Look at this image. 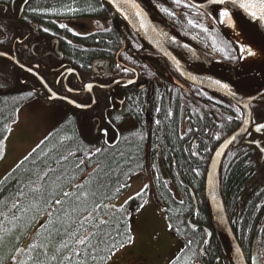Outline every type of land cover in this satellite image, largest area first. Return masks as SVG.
Here are the masks:
<instances>
[{
	"label": "flooded vegetation",
	"instance_id": "1",
	"mask_svg": "<svg viewBox=\"0 0 264 264\" xmlns=\"http://www.w3.org/2000/svg\"><path fill=\"white\" fill-rule=\"evenodd\" d=\"M136 1L160 28L161 39L146 40L102 0H72L57 12L34 10L31 0H0V53H4L0 55V99L56 104L65 113L55 127L62 129L65 142L73 143L64 133L71 123L72 132L89 148H141L138 160L145 168L133 183L148 175L151 185L162 180L170 188L177 182L186 189L187 172L170 150L169 124L175 126L178 144L193 164L203 148L216 149L242 122L234 103L193 84L195 77L211 72L233 88H253L262 76L240 71L243 45L218 22L222 9L215 3L210 2L204 12L183 7L192 4L188 0L181 5L175 0ZM189 20L207 31L193 27ZM196 64L201 69H193ZM250 106L252 126L263 122L264 95ZM232 121L237 126L231 127ZM259 132L251 128L227 153L240 146L255 149L263 178L259 150L245 143L258 138L264 148V130ZM198 213L196 207L188 217L199 228L197 218H191Z\"/></svg>",
	"mask_w": 264,
	"mask_h": 264
},
{
	"label": "trees",
	"instance_id": "2",
	"mask_svg": "<svg viewBox=\"0 0 264 264\" xmlns=\"http://www.w3.org/2000/svg\"><path fill=\"white\" fill-rule=\"evenodd\" d=\"M71 2L31 0L30 4L39 12H57ZM25 102L17 98L0 99V144ZM232 123L235 122H231V127L237 126ZM72 130L71 123L64 128V133L73 139L69 143L61 140L60 127L53 129L0 180V264L43 261L46 264H107L115 252L130 244L134 216L129 205L143 201L146 193H141L142 199L138 194L123 204L119 200L132 186L139 170L145 168L138 160L142 149L99 148L97 151L98 148L87 147ZM167 130L170 150L187 172L183 180L186 189L177 182L175 188H170L168 182L153 181V203L163 212L169 229L182 240L181 250L168 264H230L224 241L213 229L204 196L206 168L214 147L203 148L204 153L191 164L186 151L178 144L175 126L169 124ZM192 167L198 170L193 171ZM262 176L255 149L240 146L225 156L220 175L222 197L233 232L249 264L261 220L258 249L264 264ZM192 195L199 213L191 218H197L195 222L199 226L212 229L209 243L204 244L205 233L201 227L193 231L186 224V218L194 210Z\"/></svg>",
	"mask_w": 264,
	"mask_h": 264
},
{
	"label": "water",
	"instance_id": "3",
	"mask_svg": "<svg viewBox=\"0 0 264 264\" xmlns=\"http://www.w3.org/2000/svg\"><path fill=\"white\" fill-rule=\"evenodd\" d=\"M104 4H110L114 10H116L128 23V25L136 32H138L143 38H152L153 40L161 39L163 36L159 31L157 24L153 23L149 15L143 10L136 0H102ZM192 4L204 5L200 9L207 12L206 6L210 4V0H188ZM240 0H237V4L233 6L227 3L235 14L241 18V20L247 24L252 25L259 35L264 40V20L259 19V13L257 18H253L248 11L239 7ZM225 4H216V7L224 9ZM138 13H140L138 15ZM143 25V26H142ZM250 70L253 76H262V72H255ZM246 71V70H245ZM196 81L193 84L198 87L210 91L212 93L218 94L225 97L232 103H234L240 110L242 114V122L240 127L226 137L214 150L209 160L204 183V196L205 201L209 209V213L212 220L213 229L217 234L221 236L224 241V248L227 253L230 264H249L242 248L240 247L236 236L231 227L229 218L227 216L225 205L222 197L221 191V180L220 171L223 158L227 151L231 147H236L239 145L243 137L252 128L253 132L259 134L260 132L256 130L258 124H264L260 122L252 126V109L251 103L260 100L264 95V78L260 83L253 88L244 87L239 88L231 86V83L211 72L206 74H200V76L195 77ZM219 82V83H218ZM227 86V87H225ZM258 138L255 140L246 141L245 143L255 146L261 154V162L264 161V148H262L258 143ZM159 171L163 175L165 170L162 165L159 164ZM187 225L192 229L196 230L198 226L194 224L190 218L187 219ZM205 232V243H209L212 237V229L208 227H203ZM260 230L258 229L251 248L250 262L251 264H262L258 252V237ZM204 244L200 247V256L203 255Z\"/></svg>",
	"mask_w": 264,
	"mask_h": 264
},
{
	"label": "rangeland",
	"instance_id": "4",
	"mask_svg": "<svg viewBox=\"0 0 264 264\" xmlns=\"http://www.w3.org/2000/svg\"><path fill=\"white\" fill-rule=\"evenodd\" d=\"M244 54L245 50L242 56ZM245 70L247 69L243 67L240 69ZM64 114L56 104L40 99L19 107L15 119L8 127L7 135L0 144V180L55 129ZM151 191V179L147 175L134 182L120 198L119 203L123 204L138 194L142 199L141 193H146L145 199L139 203V209L130 212L132 217L134 216L133 242L115 252L107 264H168L181 250L182 240L169 229L163 212L152 202Z\"/></svg>",
	"mask_w": 264,
	"mask_h": 264
},
{
	"label": "bare ground",
	"instance_id": "5",
	"mask_svg": "<svg viewBox=\"0 0 264 264\" xmlns=\"http://www.w3.org/2000/svg\"><path fill=\"white\" fill-rule=\"evenodd\" d=\"M224 9L229 11V15L224 18L225 26L234 38L243 44L245 50L241 66L257 72L261 71L264 78V40L257 30L251 24H245L228 4H225ZM249 51L255 53V55H248ZM195 66L193 67L195 70L202 67L199 64Z\"/></svg>",
	"mask_w": 264,
	"mask_h": 264
},
{
	"label": "snow or ice",
	"instance_id": "6",
	"mask_svg": "<svg viewBox=\"0 0 264 264\" xmlns=\"http://www.w3.org/2000/svg\"><path fill=\"white\" fill-rule=\"evenodd\" d=\"M211 3H215V4H227L230 3L233 6H235L237 4V0H210ZM175 3L177 5H181L182 0H175ZM183 7H196V8H201L204 7V5H196V4H189V3H183ZM239 7L245 9L246 11L249 12V14L253 17V18H257L258 13H259V19L264 20V0H240L239 3ZM164 12L168 13L169 15H175L174 12H171L168 8H163L162 9ZM140 13H138L139 15ZM229 15V11L227 9H222L219 12V23L223 24L224 23V18L226 16ZM189 24H191L193 27H200L202 28L204 31H207V28L204 27L203 25H198L196 24L194 21L189 20L188 21ZM61 27H67V25H60ZM143 26V25H142ZM44 31H48L47 29H45ZM240 52L243 53L244 49L241 48ZM0 55H4V53H0ZM248 55H255V53L249 51ZM243 58V56L241 57ZM29 71H31V69H29ZM125 71H127V69H125ZM219 83V82H218ZM89 89H91L92 85H88L87 86ZM227 87V86H225ZM29 95H31V93H29ZM55 93H52V96H55ZM257 131H261L264 130V124H258L256 127ZM99 151V149L97 150ZM56 203H60L59 201H57ZM129 243L133 242V238L129 237L128 240ZM80 243H84L83 240L80 241ZM121 247H123V245H121Z\"/></svg>",
	"mask_w": 264,
	"mask_h": 264
}]
</instances>
